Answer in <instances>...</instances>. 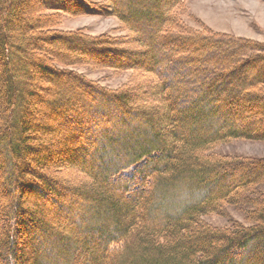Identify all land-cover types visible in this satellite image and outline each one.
<instances>
[{"label": "trees", "instance_id": "1", "mask_svg": "<svg viewBox=\"0 0 264 264\" xmlns=\"http://www.w3.org/2000/svg\"><path fill=\"white\" fill-rule=\"evenodd\" d=\"M88 1L0 0V264H264V160L216 151L264 143L263 118L237 117L264 110V43L186 27L182 0ZM61 14L127 35L62 32ZM84 66L131 75L109 90L68 69ZM40 92L64 139H46ZM57 145L83 181L28 164Z\"/></svg>", "mask_w": 264, "mask_h": 264}, {"label": "rangeland", "instance_id": "2", "mask_svg": "<svg viewBox=\"0 0 264 264\" xmlns=\"http://www.w3.org/2000/svg\"><path fill=\"white\" fill-rule=\"evenodd\" d=\"M91 1L96 2L98 0H89L88 2ZM182 4L183 12L180 20L186 27H191L193 29L199 27L202 29V27H204L208 33L224 34L235 38L264 43V0H182ZM61 17V22L56 28L62 32H81L91 37H99L102 35L120 37L127 35L126 31L120 29L121 26L118 20L113 17L98 15H77L75 17H70L65 14H61ZM211 56L212 54L210 56L208 55V57ZM161 68L163 69L162 72L168 76H172L176 74L177 71L180 72L181 70L179 65L172 63V60L169 64H164ZM68 69L79 75L81 74L86 80L98 83L99 86L105 89L108 88L109 90L121 88L127 83L131 75L130 72L116 74L112 70H95L87 66ZM181 73L180 75H182ZM40 93V97L44 95L42 92ZM44 100L45 97L44 99L36 98L34 107L35 113H41L42 115L40 121L42 124L45 120L43 115L47 114L45 127L50 131V135H46V139L55 138L56 135L59 139H64L65 134L62 132V125H60L57 115L47 110L44 105ZM237 114L241 125L248 126L250 123L257 122L259 118H263L264 121V110L260 107L253 106L246 110L240 109L237 111ZM251 125V128H247L249 131H255V127H253V124ZM43 136L45 137V135ZM52 149L53 152L58 154L55 158L48 160L45 155H37L35 153L30 156L31 160H28V164L33 169L44 172L46 176H52L51 174L54 173V167L63 166L64 169L59 172L57 171V173L63 174L65 177L69 178L71 182L83 181L84 178L80 176L77 171L83 155L80 153H72L69 149L66 150L62 145H57L56 147H52ZM216 151L229 155L247 156L250 159L258 161L264 160V143L257 141H233L218 147ZM35 159H39L42 162V166H37L34 162ZM229 183L230 181L227 182V184ZM181 199L183 200V197ZM180 201L181 200L176 199L175 202L178 203ZM46 208L51 210V207L48 205H46ZM228 210V214L231 216L232 220L243 221L240 214L232 211L230 208H228ZM53 215L55 214L53 213ZM206 221L215 227L228 225L226 219L214 215L207 217ZM91 223L88 227L89 230L93 228V223ZM85 234L88 235V231H86ZM96 239L95 237V240L93 239L90 244V253L92 255L96 254L95 249L96 243L98 242ZM30 244H32V242ZM33 249L34 248H32V252L34 254ZM27 251L24 253L28 257ZM32 259H34V257Z\"/></svg>", "mask_w": 264, "mask_h": 264}]
</instances>
